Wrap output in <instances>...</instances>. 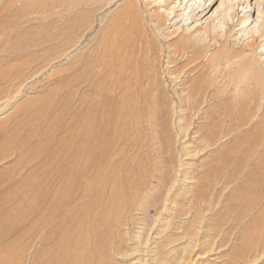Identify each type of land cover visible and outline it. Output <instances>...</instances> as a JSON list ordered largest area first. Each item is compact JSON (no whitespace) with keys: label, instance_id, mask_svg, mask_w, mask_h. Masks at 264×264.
<instances>
[{"label":"bare ground","instance_id":"obj_1","mask_svg":"<svg viewBox=\"0 0 264 264\" xmlns=\"http://www.w3.org/2000/svg\"><path fill=\"white\" fill-rule=\"evenodd\" d=\"M27 1L28 0H0V2L6 3L9 6V9L10 6L20 8L26 4ZM32 1L35 2V0ZM46 1H48V4L46 5H49L50 9L52 7L51 5L55 6V11H57V8H63L65 6L64 4L62 7L65 0ZM66 1L68 4L66 5L70 10L68 11L67 8L65 9L68 11L66 14L64 13L67 16L66 25L72 34L70 38H73L74 40H72V45L70 43L71 46H69V49H71V47H78L81 40L86 38L88 33L92 32L96 22L94 19L96 17V12L101 9L103 10L104 8L102 7H106L108 3L116 0ZM91 1L95 3L98 1L99 3L96 4L98 7L94 5V3L93 6H96V8H91ZM169 1L170 0H161V9L158 10V5H156L154 1L147 0L143 3V6L146 8V11L144 12L139 8L138 0H122L118 11L115 10L117 14L116 12H114V16L110 14V17H112L107 19L110 20L109 23L98 28V33L95 31L96 35L94 34V36H98L99 38L97 39L95 37L97 40V42H95L96 44L94 43V45H90L91 42L88 44L89 40L93 37L86 39V41H88L87 44L90 46L85 48L88 53L82 52L81 59L83 60L81 67L90 71V76L98 82H96L97 85L92 90H94L93 93L95 95L97 93L100 98L97 97V99L92 97L93 99L88 101V97H90L88 96L89 92L87 95L84 94L82 96L81 100L84 104L88 105L87 108H85L86 106L83 107L85 108V111L81 114L79 113V116H75V114H73V119L69 127L70 129L68 128L69 130L63 134L64 136L61 134L62 136L60 139L57 140V142L55 140L56 143L54 142L51 146L47 147L44 145L45 143H43L45 141L44 140L43 142L41 141L44 147L39 146V144L38 146L41 148L34 147L33 150L31 144L34 139L31 140L30 136L32 133H29L28 136L25 134V136L20 138L15 135L13 132L15 129H13L11 130L13 133L5 132L6 134L0 135V164L5 159L13 158L14 162L13 164L11 163L12 166H10L13 168V165H15V168L11 173L6 171V176L4 175L5 173L2 175V169L0 170V192L1 190L7 188L6 193H0V198L3 199L2 205L0 204V264H109V259L106 256V250L108 248L112 254H116L115 252L118 251L117 246H119V242L116 239L119 235V230L117 231V228H123L124 231H120H122L125 235V233H128V229L130 228V221L134 219V216H130L133 218L130 220L125 218L123 219L125 216L123 213L127 214L129 212H138L139 214L145 216L146 213L148 214V212H146V207L144 206L145 203H138L137 206L134 205V207L136 206L135 208L132 206L134 208L133 209L131 207V205H133L131 204V199L133 200V197L138 194L139 189L144 190L146 193V190L150 191L153 187H157L153 184L149 185V182H152L153 178L158 177L156 173V176L153 175L157 170H154L153 174L150 173L148 175L149 178L146 183V180L143 182V177L140 178V174L136 173L140 172L139 170L142 166V160L138 161L139 158L137 155L138 152L139 154L141 153V155L142 152H145L147 155H145V158L150 156L148 159H154L150 154L148 156L147 145L151 148L153 147L152 145L155 144L154 138L152 139L154 134H156V132H154L155 129H167L168 127L165 126L166 122L163 123L164 121L162 122V119L157 115L158 112H154L155 105L157 103L155 104L151 101L156 99L151 92L152 90H150L148 96L151 100L147 98L150 100V104H148L149 100L145 99L146 95L144 94L145 92L142 93V89V94L139 95V98H144V101L147 100V103L142 108L141 106L140 108L136 106V104H138L137 95L140 93L134 95L136 89L134 88V92L132 86L134 83L140 81H138V78L133 76V73L137 71L138 66H134V63L130 62L132 59L141 60L142 62H140L143 63V60L145 62L147 58L148 62L152 63H150V71H152V68H156L153 67V63L155 62L158 66V63L161 61L159 60L160 58L157 57L159 58V62L156 63L157 54H153L152 50L157 48L156 50L163 54L162 56H165V66L163 71H161V77L163 78L162 74H165V76H167V84H171L170 87L172 88V91H169L171 92V95L169 94L166 98L169 99V103H171L170 107L172 117L176 115L178 120L177 123L175 122L176 119L175 121L173 120L172 122L171 120L170 122H172L173 126H176V124L181 126V124L185 123V127H183V135L181 134L183 139L180 140L182 148L190 149V146H186V140L188 139H190L192 143L193 141L204 142V146L210 147L213 145L217 148L221 138L224 137L228 138L232 135L243 136L247 134L257 135L259 132L264 133V17L261 18L259 16L258 19H260V22L257 21L255 27L254 24L250 26L253 20L249 23H247V21H249L251 16L248 13H243L239 17L235 9L236 2L234 0H219L217 7H215L212 11L211 8L214 3L213 0H200L198 6L201 7V9L199 11H194L189 17H185L183 20V26L176 27V32H174V34L179 32L178 34H180V36L173 41L169 37L170 33L167 31L166 21H172L170 26H174L173 22L178 16L176 15V9L174 7L169 10ZM252 1L253 4L250 3L251 0H244L240 3V5L245 4V7H249L250 5L258 10L260 0ZM33 2L31 4H33ZM41 2L39 4L38 2L36 3L41 7ZM44 3L46 2L43 1V4ZM31 4L29 5L31 6ZM33 6L34 5H32V7ZM39 6L38 9L37 6H35L34 10L37 9L39 11ZM45 6H42V9ZM26 9L27 10L25 11L28 12L29 8ZM32 10L30 9V11ZM22 11L21 13L26 14ZM111 11H109L108 14L113 12ZM43 12L47 13L44 10ZM60 12L62 13L63 11L61 10ZM209 12L210 14L207 15ZM48 15L50 14L48 13ZM170 15L172 16L169 17ZM227 15L228 17L226 18ZM60 17H62V15ZM64 17L65 16H63V19ZM202 18L203 20H201ZM194 21L195 23L191 24ZM102 22L99 26H101ZM148 22L150 24L147 26ZM245 23L246 25H243ZM240 24L241 26H239ZM57 28L63 31L61 29L62 26L61 28L58 25L54 27V29ZM234 29H236L237 32L232 33ZM57 31L58 30H56V32ZM159 33L160 40L165 39L166 41L164 47H162V45H157L155 47L158 42L155 36L159 35ZM238 33L240 34L238 35ZM58 34L61 36V33ZM62 34H65V31L62 32ZM173 36L174 35H172V37ZM57 37L58 35H55V38ZM58 41H60V39ZM54 44L57 45L58 43L56 44L55 42ZM54 44L53 46H55ZM67 45L69 44L67 43ZM82 46L85 47V44ZM123 47L125 49H123ZM165 47L167 48V53L163 52V48ZM61 48L60 50H62ZM69 49L67 54L71 51ZM54 51L56 50L54 49ZM153 55H155V57ZM63 56H65L64 53L59 55L56 54L53 56V59L58 60L63 58ZM80 60L77 59V61ZM115 67H117L119 72L121 71V74H124V72H127L128 70V73L131 74H128L130 76L127 75V79H123L125 75L121 78L125 83L122 84L123 82L121 81V86H125L122 88L120 87L118 91L116 90L117 92L114 91V88L116 89L115 86L113 89L109 90L111 80H109L110 77L109 79L106 77V73H108L106 71L109 70V73H111V70H113L112 68ZM158 67L160 68V66ZM159 68L155 69V71L160 72L162 69ZM4 72H6V70ZM101 72H106L105 76H103L104 73ZM2 73H0V77L2 76ZM153 73L151 72L152 75L150 73L146 74L147 85L149 82L151 84L155 83L156 85L153 88H155L156 91H154V89L153 93L157 91L163 93V89H166V81H164L165 79L159 77L163 80V83H165L160 85L159 81H156L157 79L154 80L157 78L155 76L158 75V73L156 75H153ZM111 74L113 75V73ZM112 75L111 78L113 79ZM115 80L117 81V79H114V81ZM152 81H156L158 85L156 82L152 83ZM127 82L129 84L133 82V84L129 85ZM20 84L21 83H18L17 85L19 86L17 87H20ZM138 86H140V84ZM89 87L92 88L90 85ZM112 87L113 85L111 88ZM135 87L137 86L135 85ZM149 88H151V86ZM160 95L162 96V94ZM157 99L155 101H157ZM86 100L89 103H86ZM100 101L106 103L105 105H108L112 111L106 113V106L105 111L102 112L105 105L101 104ZM162 105L160 104L159 106ZM99 109H101V114H99L100 116L97 115L99 118L96 119L95 113L97 114ZM90 115L95 117H89ZM109 121H112V129H110L112 131L110 133L106 130L109 125H107V122L109 123ZM193 124L194 126L192 128L194 131L190 129ZM94 125H97L100 129L98 134L93 132L94 128L92 127ZM74 126H84L85 128L84 130H81L82 128L80 130L79 128L76 130ZM178 130L180 129L178 128ZM173 131L174 130H172V132ZM172 132H170V134ZM56 133H53V135ZM169 136H167V144H171L170 141L172 135L170 137ZM177 138L176 141H178ZM155 139H157V135ZM48 140H50V138ZM150 140L154 141V143ZM173 141L175 140H172L171 142ZM38 142L39 141L36 143ZM150 144H152L151 147ZM173 145L175 146V144ZM162 147H160V149H162ZM154 149L155 148H153V150ZM160 149H157V154L158 151L160 152ZM163 149H166V147ZM32 150V154L30 153L31 155L29 154L27 159L22 157V155L25 154L24 151L29 152ZM127 150L129 151L127 152ZM220 150L221 149H219V159L205 169L203 168L200 170V172H202L199 173L202 176H197L198 178H196L198 186H195V189L191 188L192 186H188L190 190L188 188L187 189L192 192V198L189 199V205L178 208L179 212L177 213V217H179V223H184L187 220L189 215L192 213V208L195 209L197 214L199 212L202 213L203 217H206V215L209 214L207 212L209 209L211 213L216 211L214 209L216 204L219 202L217 201V203H214L216 198H221L224 193V188H227L228 184L231 185L230 182H234L233 178L235 175L233 176V170L237 171L235 168L239 167L238 164H236L237 162H232L234 161L232 159L236 153L233 151L230 153L228 151L224 152ZM166 152L168 153V151ZM153 153L155 154L156 152ZM165 153L163 154L164 156ZM157 154L155 156H157ZM172 154L173 152L170 155L172 156ZM189 155L192 154L190 153ZM142 156L140 157L142 158ZM158 156L160 155L158 154ZM167 157L168 155L165 158ZM160 158L163 159L164 163L165 159L162 157ZM168 158L167 161L169 160V162L167 163L168 166H166L167 172L165 173L164 169L159 170L160 175H163V173L165 174L155 180L159 184H162L161 182L164 180V177L169 175V172H173V183L171 182L172 185L168 189L166 188V195L164 197H160L161 199L158 198L153 201V192L150 191V195H152V203L150 202V207L154 208L153 211H155V213H158L163 209V211L167 212V209L165 210V208L167 203H169L170 198V196L168 197V192L171 191V188L173 189L175 187L177 182L179 185L184 187L185 179H187V173L185 172L187 170L186 168L184 169V173L181 177L178 175V173L181 174L180 171L182 170H179V167L182 166V164H178L176 169L174 168L172 171H169V165L172 166L170 164L172 158L170 159V156ZM175 160L176 159L173 158V161ZM148 161H152V164L155 162L153 160ZM233 163L236 164V166ZM167 164L165 162V165ZM172 164L176 163L172 162ZM230 164H233V166H230ZM154 166H157L156 163ZM19 168L22 170H16ZM239 168L241 169V164ZM79 169L82 170V175L79 174L81 176L77 177L78 185H75L73 184V181H77V178L74 179V177L78 175L75 174V170L76 173H78ZM229 170L231 172H229ZM32 173H35L33 177H31ZM238 173L240 172L238 171ZM260 174V176H248L250 185H252L251 188L258 187L260 185L259 187L262 186V190H264V174ZM58 180L61 181L62 185H65V191H69V188L72 186L78 188V190H76L77 194L72 193L70 195L72 199H68L71 200L69 204L66 202V193L63 198H58ZM111 180L112 184H108L107 182L109 181L111 183ZM190 180L192 182L195 181L193 180V176ZM79 181H82V183ZM83 182H85L86 185H84ZM107 184L111 185L112 188L107 186ZM236 184L237 183H235V185ZM144 192H140L137 196L138 199L136 197L134 200H139V195H144ZM147 195L149 194L146 193L145 196ZM207 195H213L212 200L210 199L211 201L209 200L208 203L203 200L201 201L202 203L199 204V198L205 199ZM259 196L261 197L260 194ZM259 196L257 198H259ZM142 197L144 198V196ZM134 200L133 203H135ZM140 201H142V199ZM186 201L188 200L186 199ZM172 203L173 200H170V204ZM209 206L211 207L209 208ZM74 208L77 210L74 211ZM261 211H264V208H261L260 212ZM259 213L256 217L261 214ZM160 214L162 213L160 212ZM135 219L133 221H135ZM254 219L255 218L253 217L250 221H248V225L251 224ZM156 220L157 218L154 219V223ZM201 222H199V225L197 226V232L192 234L189 238V244L187 245L189 248L193 247L195 249L196 246L200 248L201 244L207 242L206 240H204L205 242L200 241V238H205L204 236L208 235L207 233H205L204 236L202 235ZM132 236H134V234ZM216 236H219V234L216 233L215 236L212 235L209 240L210 242L208 243H214L216 241ZM263 240L264 238H262V241ZM119 252L120 250L118 251V254ZM23 255L25 257L30 255V259L21 260ZM15 258H19L20 260H14ZM194 258H189L187 263L185 261L186 259H182L180 260V264H189L192 260H194Z\"/></svg>","mask_w":264,"mask_h":264},{"label":"rangeland","instance_id":"obj_2","mask_svg":"<svg viewBox=\"0 0 264 264\" xmlns=\"http://www.w3.org/2000/svg\"><path fill=\"white\" fill-rule=\"evenodd\" d=\"M30 1H32V0H28L26 2V4H24L20 8H18V7L16 8L15 6L14 7L10 6V9L8 8L9 6L6 3L0 2V71L3 72V73L0 72V73H2V76L0 77V129H1L0 135H4L6 133L12 132L11 130H13V129H15L13 131L15 133V135L19 136L20 138L25 136V134H27V136H28L29 133L30 134L32 133V135H30L31 140H33V139L34 140H33V143L31 144V147L34 150V147H37V148L39 146L44 147V145H46L47 147L51 146V144L54 143L55 140L57 142V140H59L60 137L63 134H65V132H68V130L70 129L69 128L70 123L73 119V114H75V116H77L79 113L81 114L83 111H85V108H87V106H88L87 104H84V102H82V100H81V98L84 94L87 95V93L89 92L88 96H90V97H88V101H90V99H93L92 97H94V98L98 97L97 93L95 95L93 93L94 90H92L97 85L96 84L97 81L94 80L93 77L90 76V71H87L81 67L82 66L81 63L83 60V59H81V57H82L81 55H82V52L88 53L85 48L89 47L92 44L94 45V43L97 42L96 38L97 39H99V38H98V36H94V34L96 32L98 33V30H99L98 28L103 27L104 25H107L109 23L110 20H107V19L112 17V16L110 17V14L113 15L114 12L118 11V9L122 3V0H116V1L110 2L107 4L106 7H102V8H104L103 10L102 9L98 10L96 12V17L94 18L96 20V22H95V26H94V29L92 30V32L88 33L86 38H83L81 40L78 47L77 46H75V48L71 47V49H69L70 48L69 46L72 45L73 38L72 39L70 38L72 34L70 33L71 31H69V29L67 28V25H66L67 24V21H66L67 16L65 15L66 12L70 11L68 9V6H67L68 5L67 1L65 0L66 3L64 2L62 5V7H63L65 4L66 7L64 6L63 8H57V11H55L56 8L53 5H51L53 8L51 7V9H50L49 5L48 6L46 5V4H48L47 3L48 1H46V0H35V2L32 1L33 4H31L32 2H30ZM43 1L46 3L43 4ZM146 1L147 0H138L139 8L141 11H144V12L146 11V8L143 6V3H145ZM149 1H154V3L156 5H158V10L161 9L160 8L161 3H162V2H160L161 0H149ZM234 1L236 2V6H235L236 8L235 9H236L239 17L243 13H248L251 16L249 21H247V23H249L251 20H253V22L251 23L250 26H252L254 24V27H255L257 21L260 22V19H258V17L259 16L261 18L264 17V0H260V6H259L258 10H257V8H255V7L253 8V6H250V5H249V7H245L246 6L245 4L240 5V3H242L244 0H239V1L234 0ZM36 2H38V4L41 2L42 3V4H40L41 7L39 5H37ZM49 2H50V0H49ZM199 2H200V0H170L169 1V6H168L169 10L174 7L176 9V15L178 16L175 19V21L173 22L174 26H170V23L172 21H169V20L166 21L167 31H168V33H170L169 37L171 40L175 41L176 38L180 36V34H178L179 32L175 33V34H174V32H176L177 26H183L184 18L192 15V13L194 11H199L201 9V7L198 6ZM213 2L214 3H213V6L211 8V11L215 7H217L219 0H213ZM94 3L95 2H93V1L90 2L91 8H96V6L98 7V5H96V4H98L99 2L96 1V3L95 4ZM250 3L253 4V1L251 0ZM29 4H31V6ZM93 4L96 6H93ZM32 5H34V6L32 7ZM35 6H37V9L39 6V8H40L39 11L37 9L34 10ZM42 6H45V7H43V9H42ZM26 8H29V11H30V9L31 10L33 9L34 11L32 10L33 12L32 11L27 12V11H25V10H27ZM66 8L68 11L65 10ZM43 10L45 12H47L48 10L49 11L47 13H44ZM61 10L63 11L62 12L63 14L60 12ZM21 11L25 12L26 14L21 13ZM35 11H37V12H35ZM109 11H111L112 13L108 14ZM40 12L44 15H42ZM210 12L207 15H209ZM27 13H28V15H27ZM30 13H32V14H30ZM48 13L51 16L48 15ZM116 14H117V12H116ZM36 15H38V16H36ZM54 15H55V17H54ZM58 15H59V17L57 18ZM61 15H62V17H60ZM97 15H98V17H97ZM63 16H65L64 19H63ZM171 16L172 15H170L169 17H171ZM227 17H228V15L226 16V18ZM60 18L62 19V21ZM51 20H53V21H51ZM102 20H103V22L104 21L105 22L103 23ZM201 20H203V18ZM218 20H219V17H218ZM188 21H190V20H188ZM215 21H217V20H215ZM101 22H102V24H101V26H99ZM193 23H195V21L192 22L191 24H193ZM149 24L150 23L148 22L147 26ZM57 25L60 26V28L62 26L61 29L63 31H61L59 28L54 29V27H56ZM243 25H246V23ZM221 26H222V24H221ZM239 26H241V24ZM63 27H64V29L65 28L66 29L64 30ZM54 30H55V32H56V30H58L59 32L57 31L55 33ZM64 31H65V34H62V32H64ZM233 32H237L236 29H234V31H232V33ZM54 33L56 36L58 35L57 38H55ZM58 33H61L60 34L61 36H59ZM171 34L174 36L172 37ZM239 34L240 33H238V35ZM53 35H54V37H53ZM61 37H65V38H61ZM91 37H93V38L90 39L89 42L86 41V39L91 38ZM245 37H246V35H245ZM155 38L158 40L155 47L157 45H162V47L165 46L166 41H165V39L160 40V33H159V35H156ZM59 39H60V41H58ZM65 39L68 42H66ZM146 39H147V37H146ZM53 40H56V41H53ZM55 42H56V44L58 43L59 46H58V44L55 45L54 44ZM59 42L61 43V45ZM87 42H88V44H90V42H91V44L88 45ZM67 43L69 45H67ZM70 43H71V45H70ZM159 43H161V44H159ZM53 44L55 46H53ZM84 44H85V47L82 46ZM61 46H62V48H61ZM60 48L62 50H60ZM54 49L56 51H54ZM63 49H64V52H63ZM68 49L71 51L68 52V54H67ZM123 49H125V48L123 47ZM156 49L152 50V53L153 54L156 53L157 54L156 58L157 57L160 58V59L157 58L156 63H158L159 60H161L158 63V66H160V68L162 70H160V72L158 71L160 68L157 66V64H155V62L153 63V67H156L155 69L159 68L157 71L160 74L158 72H156L154 68H152L151 69L152 71H150V65L152 63L148 62L147 58H146L145 62L143 60V63H141L142 62L141 60H136V59L130 60V62L134 63L133 64L134 66H136V65L138 66V69L135 73H133L134 74L133 76L138 78V81H140V82L134 83V85L132 87H133L134 92L136 89V92L135 93L132 92V93H134V95H137V93H140L137 95L138 104H136V106L138 108H140V106H141V108H142L147 103V100L150 99L148 96H149L150 90H152L151 92L154 95V98H156V99L158 98L157 101H155L156 99H154V100L150 99L151 101H153V103H155V104L157 103L155 105V109H154L155 111L154 112L155 113L158 112L157 115L162 119V122L164 121L163 123L166 122L165 126H167L168 128L167 129H159L158 128V130L155 129L154 132H156V134H154L152 139L154 138L155 144L157 146L155 144H153V145L150 144V147H151V145L153 146V147H151L152 148L151 149L147 145V148H148L147 154H148V156L150 154L154 159H152V158L148 159L150 156L145 158V155H146L145 152H142V155L145 153L143 155L144 157L141 155V153L139 154V152H138V155H137V157L139 158L138 161L142 160L141 161L142 166L139 170L140 172H136V173L140 174L139 175L140 178L143 177V182H144V180H146L145 183L147 182V180L149 178L148 175L150 173L153 174L154 170H157V171H155L153 175L156 176V174H157L158 177H160V176L162 177L167 172L166 166H168L167 163L169 162V160L167 161V158L169 156H170V159L172 158V160L170 161V164L172 166L169 165V171H172L174 168L176 169L178 164H182V166L179 167V170H182L183 172L180 171L181 174L178 173V175L181 177V175L184 173L185 168L189 172L187 170L185 171L187 173V179H185L184 187L179 185L177 182V184L174 187L175 189L173 188L174 189L173 190L171 188L170 189L171 191L168 192V194H169L168 197L170 196V198H169V203H167V206L165 208V210L167 209V212L163 211L164 210L163 209V210L159 211L158 213H155V211H153L154 208L150 207V205L152 203V199L154 201V199L157 200L158 198L164 197L166 195L167 189L172 185L171 182L173 183V179H172V177L174 176L173 172H169L170 176L167 175L166 177H164V180H166V181L162 180V182H161L162 184H159L155 180V179H158V177L153 178L152 182H149V185L153 184L154 186L155 185L157 186V187H153L152 190L150 189V191L153 192L152 193L153 196L150 195L151 193L149 190H146L147 191L146 193L149 194L147 196H145L146 193L144 192V190H141V189L138 190V194H140V192L143 191L144 195H139V200L136 201V200H134V198L136 199V197L138 196V194H136L133 197V200L135 201V203H133V200L131 199L132 203L131 202L130 203L133 204V205H131V207L132 206L134 207V205L137 206L138 203H145L144 206L146 207V212H148V214L146 213V216H145V215L139 214L138 212H133L134 214L132 212H129L127 214L123 213L125 215L124 217L122 216L123 219L124 218L127 220L133 219L130 216H134V219L135 218L136 219H135V221H133L134 219L132 221H130L132 226L130 225V228L128 229V233H125V235L122 232V231H124L123 228H120V227H119L120 229L117 228V231L119 230V235L122 234L121 236L118 235V237L116 239L119 242V246H117V250L118 251L120 250V252L118 254V251H116L115 252L116 254H114V253L112 254V252H110V250L107 248L106 256L109 259L108 263L109 264H111V263L112 264H180L181 263L180 260H182V259H184V260L186 259L185 261L187 263L189 258L195 257L194 260H192L193 262L191 261L189 264H264V240L262 241V238H264V227H263L264 226L263 225L264 224V211L260 212V209L264 208V190H262V186L259 187L260 185L258 187L251 188L252 185H250V182H249L250 180L248 177L250 175H259L260 176L261 175L260 173L264 174V133L259 132L257 135H252V134L248 135L247 134V135H243V136H238V135L233 136L232 135L228 138L227 137L221 138L217 148L221 149L220 151H224V152L228 151L231 153V151H233L237 155L234 154L233 159L231 156V159L234 160V161H232V160L231 161L234 163L237 162L236 164H238L239 167L241 164V169L239 167L235 168V169H237V171H234L232 169L233 173H234L233 176L235 175V177L233 178V181L237 184L235 185L234 182H230L231 185L228 184L227 188H224V190H223V192H224L223 195L225 197L222 195V197L220 196L221 198H219V197L216 198L214 203H217V201H219L216 204V207L214 209L216 211L211 213L210 209H209V211H207L209 214L206 215V217L205 216L203 217L202 213L199 212L197 214L195 209L192 208V213L189 215L187 220L184 223H179L178 222L179 217H177V213L179 212L178 208L179 207H185V206L189 205L190 204L189 199L192 198L191 197L192 192L189 191L190 190L189 187L192 186L191 188L195 189V186L196 187L198 186L196 178H198L199 176H202L200 174L202 171L200 172V170L203 168L205 169L209 165L215 163L219 159L220 153H219V149H217L216 146L212 145L210 147H207V146H204L205 145L204 142H198V141L197 142L193 141V143H192V141L190 139H188V137H187L188 140H186L187 141L186 146H190V149H185V148L181 147L182 145L180 144V142H181L180 140L183 139L181 134L183 135V132H184L183 127H185L184 126L185 123L181 124V126H179L178 124H176V126L172 125L173 120L175 121V119H176V121H175L176 123L178 120V118H176V115H174L172 117V115H171L172 112H171V107H170L171 103H169V99L166 98V97H168L169 94L171 95V92H169V91H172L171 90L172 88L170 87L171 84H169V85L167 84L168 83V81L166 79L167 76H165V74H162L163 78L161 77V73H162L161 71H163V68L165 66L164 61L166 58H165V56H162L163 54L158 52V50H156ZM59 51L60 52L62 51V52L60 53ZM153 51H155V52H153ZM79 52H81V53H79ZM163 52L167 53L166 47L163 48ZM58 53L59 54L64 53L65 56H63V58L58 59V60L53 59L54 55H56V54L59 55ZM77 54H79V55H77ZM155 55H153V56L155 57ZM51 57H52V59H51ZM77 59L78 60L81 59V60L77 61ZM137 62H138V64H137ZM117 64H118V62H117ZM148 64H149V68H148ZM70 65H72V66H70ZM66 67H69V68H66ZM1 69H4V70H1ZM67 69H68V72H67ZM112 69L113 70H111V73H113V75L111 73H109V70L106 71L108 73H106V72L105 73L107 74L106 77H108V79L110 77L109 80H111L110 81L111 86L113 85L112 88H111V86L109 87V90L113 89L115 86L116 89L114 88V91L117 92L120 87L122 88L125 86V85L121 86L122 84H125L124 80L122 81L121 78H123V76L125 75L123 79H127V75L130 73H128L129 72V70H128L127 72H124V74H121V71L119 72L117 67L112 68ZM5 70H6V72H4ZM153 70H154L155 74L153 73ZM138 71L139 72L141 71V72L139 73ZM137 72L139 73V75ZM145 72H147V73H145ZM151 72L153 73V75H156L158 73V75L155 76L157 78H155V79L153 78V79L154 80L157 79L156 81L157 82L159 81L160 85H163L166 83V89H163V93H160L158 91L153 93V90L155 89L153 87L156 85L154 82H156V81H152V83H154V84H151L149 82L148 83L149 86L147 85V81H146L147 75L146 74H149V73L151 74ZM20 73H22V74H20ZM101 73H104V72H101ZM105 73L103 74V76H105ZM116 74L119 76V78ZM135 74H137V75H135ZM85 75H87V76H85ZM111 75H112L113 79L111 78ZM130 75H128V76H130ZM159 77H161L162 79H165L164 81H166V82L163 83V80ZM114 79H117V81L116 80L114 81ZM7 80H9V81H7ZM13 81H15V82H13ZM112 82L113 83L115 82V83L113 84ZM118 82H119V85H118ZM18 83H21L20 87H17V86H19V85H17ZM94 83H95V85H94ZM88 84L92 88H90ZM132 84H133V82H131V84H129V85H132ZM139 84H140V86H138ZM8 85H9L10 89L8 88ZM135 85L137 87H140L141 90H140V88L135 87ZM157 85H158V83H157ZM117 86H118V88H117ZM150 86H151V88H149ZM15 89H17V90H15ZM90 89H91V91H90ZM142 89H143V92H142ZM167 89H169V90H167ZM3 90H5V91H3ZM8 90H9V92H8ZM6 91H7V93H6ZM154 91H156V89ZM141 92L142 93L145 92L144 93L146 95L145 99H147V98H149V99L144 101V98H139V95L142 94ZM160 94H162V96ZM163 94H164V96H163ZM98 98H100V97H98ZM150 100H149L148 104H150ZM88 101L86 103H89ZM160 101H161V103H160ZM101 104L105 105L106 103L101 102ZM160 104L161 105L164 104V105L159 106ZM83 107H85V108H83ZM105 107L107 108L106 111H105ZM101 109H99L97 114L95 113L96 117L93 115H90L89 117H95L96 119H98L100 116L99 114H101V112H100ZM104 111L107 113V112L112 111V110L108 105H105L104 110H102V112H104ZM97 115H99V116H97ZM171 120H172V122H170ZM111 122L112 121H109V123L107 122V125L109 124L107 126L108 128L106 129L108 133H110L112 131V130H110V129H112V123ZM72 126H73V122H72ZM193 126H194V124L190 127V129H192V131H194V129L192 128ZM74 128L76 130L78 128H79V130L81 128H82L81 130H84L85 127L84 126H74ZM92 128H94L93 132L95 134L99 133L100 129L97 125L96 126L94 125ZM169 128H171V129H169ZM178 128L180 130H178ZM9 129H10V131H9ZM172 130H174V131L172 132ZM166 132H168V133H166ZM170 132H172V133L170 134ZM53 133H56V134L53 135ZM169 134H170V136L172 135L171 141L172 140L176 141L177 137H178L177 138L178 141H176V142L170 141L171 144H167V141H168L167 136H169ZM50 135H51V137H50ZM156 135H157V139H155ZM53 136H54V138H53ZM55 136H56V138H55ZM195 137H196V135H195ZM36 138H38V139H36ZM45 138L47 139V141ZM49 138H50V140H48ZM51 138L53 139V141ZM37 141H39V142L36 143ZM41 141L42 142L44 141L43 143H45V144L43 145V143H41ZM147 141L149 142L148 139H147ZM150 141L152 143H154V141H152V140H150ZM230 141H232V142H230ZM160 143H162L163 145L164 144H166V145L163 146ZM159 144H160V146H159ZM173 144H175V146ZM194 145H195V147H194ZM160 147H162V149H160ZM165 147L167 150L163 149ZM167 147L170 148V151H169V148H167ZM239 147H240V149H239ZM39 148H41V147H39ZM153 148H155L156 150L155 149L153 150ZM193 148H195V149H193ZM157 149H160V152L158 151V154L160 156H158V154H157ZM173 149L175 150V152ZM33 150L29 151V152L24 151L27 156L25 154H23L22 157L24 159H27L29 154L30 153L32 154ZM162 150H164L165 152L168 151V153L167 152L165 153ZM193 150H194V152H193ZM128 151L129 150H127V152ZM153 152H156V153L154 154ZM172 152H173V154L171 156L170 154ZM164 153H165V156L163 155ZM190 153L192 155H189ZM156 154H157V156H155ZM167 155H168V157L165 158ZM140 156H142V158ZM157 157H159V158H157ZM160 157L165 159L164 163H163V159H161ZM173 158L176 160L173 161ZM144 159H146V160H144ZM5 160L2 161V163L0 164V170L2 169V175L5 173L4 175L6 176L7 175L6 171L11 173L14 170L15 165H13V168H11V166L14 162L13 158L12 159H5ZM148 160H153L155 162H153L154 164H152V161H150L151 162L150 163ZM165 162L167 165H165ZM172 162H174L176 164H172ZM155 163L157 166H154ZM162 163L164 164V166ZM233 164H230V166H233ZM236 164H234V165L236 166ZM173 166H175V167H173ZM80 169L78 170V173H76V170H75V174H78V175H76L74 177V179L82 175V170H80ZM161 169L165 170V173H163V175H160L159 170H161ZM238 169H240L241 171ZM16 170H22V169L19 168ZM230 170H229V172H231ZM238 171L240 173H238ZM34 174L32 173L31 177H33ZM79 174H81V175H79ZM228 174H230V173H228ZM192 176H193V180H195L193 182L190 180V179H192ZM226 176H227V174H226ZM57 177H59V176H57ZM228 178H229V175H228ZM235 178H236V180H235ZM76 180L77 181H73V184L78 185V178ZM239 180H241V181H239ZM167 181L170 183H168ZM79 182L82 183V181H79ZM107 183L112 184V180H111V183L109 181ZM83 184L86 185L85 182H83ZM108 184H107V186L112 188L111 185H108ZM158 185L161 187H159ZM230 187H231V190H230ZM57 188L59 190L58 198H63L65 193H66L67 194L66 202L68 204L71 202V200H68V199H72V197L70 195L72 193L77 194L76 190H78L77 187L72 186L69 188V191H65L64 190L65 185L64 184L62 185L61 181H59V180H58ZM6 189L7 188H5L4 190H1V192L6 193ZM217 189H218V187H217ZM263 189H264V187H263ZM160 190H161V192H160ZM225 190H227L230 193H228ZM253 191H255V192H253ZM158 192H160V193H158ZM184 192L187 195L188 194L189 195L187 196ZM155 193H157V194H155ZM259 194L261 195V197L259 196ZM121 195H122V193H121ZM209 195H207L205 197V199L199 198V204H201L202 203L201 201H203V200H204V202H207V203L209 202L210 199L212 200L213 195L212 196H209ZM262 195H263V197H262ZM142 196H144V198ZM148 196H150V197H148ZM151 196H152V199H151ZM258 196H259V198H257ZM146 197H148V198H146ZM253 197H254V199H253ZM140 198L142 199V201H140L141 200ZM137 199H138V197H137ZM143 199H144V201H143ZM186 199L188 201H186ZM170 200H173L172 204H170ZM2 202H3V199L0 198V204L1 205H2ZM254 203H255V206H257V205L258 206L255 207ZM260 203H261V205H260ZM210 207L211 206H209V208ZM73 210L75 211L77 209L74 208ZM160 212L162 214H160ZM257 212L261 213V214L259 213L260 215L258 217H256L258 215ZM254 213H255V215H254ZM156 215H158V216H156ZM253 217L255 218L254 221H252V223L248 225L247 222L250 221ZM155 218H157V220L154 223ZM199 222H201L202 235L204 236L205 233L208 234L207 236H204L205 238H200V241L206 240L207 242L204 241L206 244L205 243L201 244L200 248L197 246L195 249L193 247L189 248V246H187L189 244V240H190L189 238L192 234H195L197 232L196 229L198 228L197 226L199 225ZM120 230H122V231H120ZM224 232H225V234H224ZM216 233L219 234V236H216V241L214 243L213 242L208 243V242H210L209 241L210 237L212 235L215 236ZM133 234H134V236H132ZM251 236H253V237H251ZM257 238H259V239H257ZM255 239L257 240V242ZM259 241H260V243H259ZM208 249H210V250H208ZM197 254H199V255H197ZM15 255H17V254H15ZM113 255H114V257H113ZM184 257H186V258H184ZM29 259H30V255H27V257H25L23 255L21 260H29ZM14 260H20V259L15 258Z\"/></svg>","mask_w":264,"mask_h":264}]
</instances>
